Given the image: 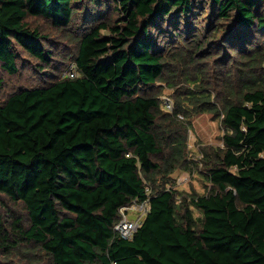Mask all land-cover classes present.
<instances>
[{
	"label": "trees",
	"instance_id": "trees-1",
	"mask_svg": "<svg viewBox=\"0 0 264 264\" xmlns=\"http://www.w3.org/2000/svg\"><path fill=\"white\" fill-rule=\"evenodd\" d=\"M111 1L107 11L102 0H0V91L3 73L29 60L46 80L0 105V196L27 215L0 213V253L26 246L48 264H264V0ZM30 17L78 28L74 53L55 57ZM71 64L76 77L63 75ZM207 112L223 144L191 159L192 118ZM177 170L199 171L207 192H179ZM148 198L141 227L121 238L120 209Z\"/></svg>",
	"mask_w": 264,
	"mask_h": 264
},
{
	"label": "rangeland",
	"instance_id": "rangeland-1",
	"mask_svg": "<svg viewBox=\"0 0 264 264\" xmlns=\"http://www.w3.org/2000/svg\"><path fill=\"white\" fill-rule=\"evenodd\" d=\"M113 2L111 0H102L101 9H107L110 11L113 7ZM30 21L33 23L34 26H40L42 31L45 34H49L52 38L53 42V49L55 50V57L61 59L63 56H68L67 53L72 55L75 51L76 45V35H79L80 32L78 28L73 27L68 30L57 29L56 27L52 26L51 23L43 18V17H30ZM201 25V24H200ZM81 25L80 27H82ZM256 39L259 42H263L261 39V35L257 32ZM50 47V43L47 44ZM5 82L4 86L0 91V105L5 102L10 94L17 91L23 87H30V86H38L43 85L46 83V80L43 78L42 74L39 73V70L34 69L33 63L29 60L28 63L22 65L19 73L10 75L3 73ZM220 88L223 87L224 84H221V81L218 82ZM164 94H172L173 88L164 86ZM193 127L189 130L188 135V151L189 157L191 159H198L200 160L201 152L200 146L201 145H222L221 136L223 134V129L221 127V122L219 118H215L214 114L212 113H199L192 118ZM201 168V167H200ZM172 183H174L175 187L178 189L179 192H193L197 191L199 193H206L208 188L207 186L209 183L206 181L204 176L200 174L199 171H187V170H177L172 178ZM8 209H11L13 212V218L17 216H23L26 220V212L22 205H18L13 203L12 201L6 199L4 196H0V213L6 219H11L12 216H9ZM193 209V213L195 216L200 215V211L195 207ZM136 214H139L136 211H129V217L134 218ZM4 227L7 228L9 226V222L6 220H2ZM0 228L2 226L0 225ZM17 248L13 249L18 251ZM26 246H21L19 250L20 253L16 252V254H12L11 251L8 253L7 257H4L3 254L0 253V264H48L47 258L43 257V254L36 251L38 258H31L30 250L28 252L25 251ZM18 255V256H17ZM28 255V256H27ZM31 258V259H29ZM31 260V261H28ZM27 262V263H26Z\"/></svg>",
	"mask_w": 264,
	"mask_h": 264
},
{
	"label": "built area",
	"instance_id": "built-area-1",
	"mask_svg": "<svg viewBox=\"0 0 264 264\" xmlns=\"http://www.w3.org/2000/svg\"><path fill=\"white\" fill-rule=\"evenodd\" d=\"M64 76L76 77L79 75V71L75 64H71L69 69L64 72ZM162 107L166 111H173L174 109V100L167 94L161 96ZM182 119L183 116L179 115ZM136 211L139 214H136V217L130 218L129 211ZM150 210V199H145L143 201L135 200L133 203L123 206L120 209V220L114 225V229L117 234L123 238L130 240L133 238L135 233L141 227L147 213Z\"/></svg>",
	"mask_w": 264,
	"mask_h": 264
},
{
	"label": "clouds",
	"instance_id": "clouds-1",
	"mask_svg": "<svg viewBox=\"0 0 264 264\" xmlns=\"http://www.w3.org/2000/svg\"><path fill=\"white\" fill-rule=\"evenodd\" d=\"M163 95V94H162Z\"/></svg>",
	"mask_w": 264,
	"mask_h": 264
}]
</instances>
